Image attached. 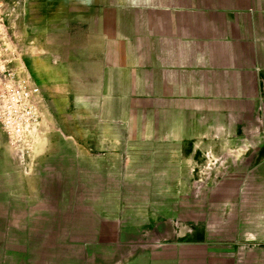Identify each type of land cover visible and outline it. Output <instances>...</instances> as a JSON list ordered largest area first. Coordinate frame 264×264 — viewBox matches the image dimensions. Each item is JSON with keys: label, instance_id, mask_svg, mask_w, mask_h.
I'll use <instances>...</instances> for the list:
<instances>
[{"label": "crops", "instance_id": "0c3cea01", "mask_svg": "<svg viewBox=\"0 0 264 264\" xmlns=\"http://www.w3.org/2000/svg\"><path fill=\"white\" fill-rule=\"evenodd\" d=\"M56 5L43 13L58 14L44 25L57 38L45 36L43 50L31 46L35 56L43 52L54 82L44 86L47 131L30 168L44 175L50 158L61 165L75 160V174L114 181L76 182L69 190L123 192L119 203L111 194L106 214L89 211L93 199L70 201L71 222L81 225L65 235L79 250L77 264H177L184 248L198 244L258 253L255 245L264 241V0ZM84 161L91 170L84 171ZM28 189L38 194L46 183ZM133 190L171 193L138 203L125 194ZM181 191H203L201 215L179 211L195 206L197 197L181 202ZM41 195L43 213L33 219L45 223L50 200Z\"/></svg>", "mask_w": 264, "mask_h": 264}, {"label": "rangeland", "instance_id": "374dc122", "mask_svg": "<svg viewBox=\"0 0 264 264\" xmlns=\"http://www.w3.org/2000/svg\"><path fill=\"white\" fill-rule=\"evenodd\" d=\"M56 2L58 5V0H0V73L12 71L22 84L37 85L40 89L37 100L40 119L37 127L25 135V140L28 141L25 145H15L0 126V264H77L80 260L76 252L79 250L71 248L70 240L65 235L73 232L72 227L81 225L71 222L75 219L71 216L75 208H72L74 204L70 201L73 198L93 199L96 201L95 207L89 208V211H93L94 214H106L110 199L113 198L111 194H115L117 203L121 196L123 198V192L118 191L69 190L76 182L114 181L111 176L103 174H75L72 169L75 160L67 159L61 165L58 158H50L47 163L48 170L44 175L33 174L30 168L33 158L40 155L37 153L41 151V137L47 131L45 127L47 97L44 94V86H51L54 82L45 71L48 64L44 62L43 52H38L39 56H35L31 46L33 43H39L41 45L39 49L43 50L42 42L45 36L48 40L50 35L53 39L57 38L55 32L44 31V25L55 22L58 14L43 13L44 8L50 4L54 6ZM8 83H10L8 78L0 77V90ZM34 148L37 155H34ZM85 164L84 171L85 168L92 169L91 161ZM60 170H67L69 173L61 174ZM118 178L120 176H116L115 181H118ZM39 182L46 183L44 192L37 194L28 189ZM170 193L141 190L125 192L128 197L135 196L138 203L146 200L152 202L153 198L161 199ZM39 194H44L46 201L50 200L49 203L46 202L45 207L46 212L51 211L50 219L46 214L45 223L41 222L42 218L33 219L40 212L42 214L44 209L43 203L39 202V198L43 196ZM178 194L181 202L187 199L191 202L193 195L197 196L195 206L181 205L178 208L181 213L195 210L197 217L203 213L201 206L203 191H181ZM164 208L171 209L167 206ZM89 216L91 215H81L80 218L87 221ZM75 233L73 232L74 235ZM197 241L203 242V239L199 238ZM263 242L256 243L259 251L255 252L256 254H253L251 247L239 246L234 249L220 244L211 246L198 244L195 247L184 248L177 264H264ZM117 264L132 263H124L121 259ZM133 264L149 263L137 261Z\"/></svg>", "mask_w": 264, "mask_h": 264}, {"label": "built area", "instance_id": "2783aa9c", "mask_svg": "<svg viewBox=\"0 0 264 264\" xmlns=\"http://www.w3.org/2000/svg\"><path fill=\"white\" fill-rule=\"evenodd\" d=\"M10 83L0 90V126L5 135L16 145H25V135L37 127L39 111L37 85L22 84L12 71L0 73ZM26 148V147H25Z\"/></svg>", "mask_w": 264, "mask_h": 264}, {"label": "bare ground", "instance_id": "6f19581e", "mask_svg": "<svg viewBox=\"0 0 264 264\" xmlns=\"http://www.w3.org/2000/svg\"><path fill=\"white\" fill-rule=\"evenodd\" d=\"M30 146V145H29Z\"/></svg>", "mask_w": 264, "mask_h": 264}]
</instances>
